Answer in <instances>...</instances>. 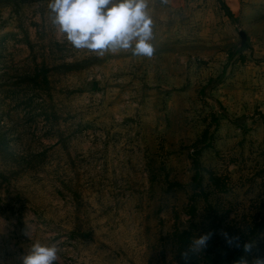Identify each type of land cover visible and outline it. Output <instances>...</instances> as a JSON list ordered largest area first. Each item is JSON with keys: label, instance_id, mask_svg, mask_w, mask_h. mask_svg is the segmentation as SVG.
Wrapping results in <instances>:
<instances>
[{"label": "rangeland", "instance_id": "obj_1", "mask_svg": "<svg viewBox=\"0 0 264 264\" xmlns=\"http://www.w3.org/2000/svg\"><path fill=\"white\" fill-rule=\"evenodd\" d=\"M49 3L0 0V264L264 256V0H148L151 57L74 48Z\"/></svg>", "mask_w": 264, "mask_h": 264}, {"label": "clouds", "instance_id": "obj_2", "mask_svg": "<svg viewBox=\"0 0 264 264\" xmlns=\"http://www.w3.org/2000/svg\"><path fill=\"white\" fill-rule=\"evenodd\" d=\"M52 23L66 35L76 49H88L103 56L105 52L130 50L134 56L151 57L154 47L152 18L148 14V0H50ZM229 247L240 248V238L223 233ZM213 233L194 237L181 252L184 264L193 256L205 251ZM251 253L253 244L242 245ZM58 249L53 246L33 244L30 253L20 257L21 264H55ZM237 264H249L241 257ZM252 264H264V256H256Z\"/></svg>", "mask_w": 264, "mask_h": 264}, {"label": "trees", "instance_id": "obj_3", "mask_svg": "<svg viewBox=\"0 0 264 264\" xmlns=\"http://www.w3.org/2000/svg\"><path fill=\"white\" fill-rule=\"evenodd\" d=\"M222 6L227 14V16L230 18V19H233L234 20V17L232 15V13L230 12V10L227 8V6L222 2ZM247 39H245L244 42L241 41V44H240V47L238 48V51H243L246 47H247V43H246Z\"/></svg>", "mask_w": 264, "mask_h": 264}, {"label": "water", "instance_id": "obj_4", "mask_svg": "<svg viewBox=\"0 0 264 264\" xmlns=\"http://www.w3.org/2000/svg\"><path fill=\"white\" fill-rule=\"evenodd\" d=\"M239 35L241 37L242 42H244L245 39H246L244 32L243 31H239Z\"/></svg>", "mask_w": 264, "mask_h": 264}]
</instances>
